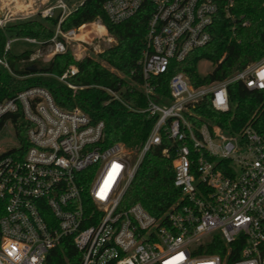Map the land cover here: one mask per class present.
Returning <instances> with one entry per match:
<instances>
[{
    "label": "built area",
    "instance_id": "obj_1",
    "mask_svg": "<svg viewBox=\"0 0 264 264\" xmlns=\"http://www.w3.org/2000/svg\"><path fill=\"white\" fill-rule=\"evenodd\" d=\"M236 1H104L103 10L115 25L150 11L139 61L143 78L136 84L147 107L137 112L157 121L136 149L106 146L104 122H91L81 109L59 107L46 89L0 101V131L12 124L20 141L19 147L0 149V264H49L52 252L68 239L80 264H264V134L253 124L233 135L216 125L193 124L201 120L195 107L208 98L216 111L230 110L231 85L264 93V58L199 87L174 73L166 102L153 83L212 41L221 14L230 22V40H237L239 29L251 23L234 12ZM75 9L55 0L38 13L58 18L49 41L54 55L66 53L73 41H84L76 36L87 25L61 29ZM30 17L2 12L0 29ZM107 34L106 29L97 37ZM16 40L42 46L31 38H8L5 54ZM0 67L10 70L5 57L0 56ZM77 73L71 67L59 80L76 90L68 79ZM107 92L122 102L118 93ZM18 114L25 142L17 134ZM158 149L172 160L173 185L180 193L160 216L126 200L141 165Z\"/></svg>",
    "mask_w": 264,
    "mask_h": 264
},
{
    "label": "trees",
    "instance_id": "obj_2",
    "mask_svg": "<svg viewBox=\"0 0 264 264\" xmlns=\"http://www.w3.org/2000/svg\"><path fill=\"white\" fill-rule=\"evenodd\" d=\"M105 0H84L73 13L66 18L61 29L68 31L84 25L100 22L115 39L100 58L119 75L102 67L99 61L86 57L78 62L71 53L57 54L48 63L32 60L34 50L12 55L5 54L8 38H31L42 43L46 51L50 49V39L57 27L58 18L31 19L27 22L7 24L5 31L0 29V56L5 57L10 70L0 67V101L16 96L28 89L43 88L52 95L56 105L64 109H81L91 122H104V144L122 143L127 149H136L145 142L156 124L157 117L138 113L147 107L145 95L136 88L142 82L139 61L144 49L146 27L150 11L142 10L129 21L111 24L103 10ZM264 0H237L234 12L251 23L240 28L237 40L231 38L230 22L220 15L215 21L213 39L205 47L189 54L185 62L176 64L167 75L154 78L162 102L169 99V79L174 73L185 74L195 87L220 82L233 76L246 65L264 58ZM201 61L214 65L211 74L202 76L198 72ZM78 67V73L68 82L75 86L69 88L59 80L70 65ZM107 89L118 93L121 101L114 99ZM230 110L218 112L210 98L199 103L194 114L201 118L193 124L201 127L203 123L216 125L228 134H235L253 124L264 134V93L250 91L240 83L228 88ZM18 125L17 134L25 142V129L21 114L14 117ZM171 159L161 156L160 149L153 151L141 165L137 176L126 193L129 204L140 203L153 215H162L180 198L173 185ZM71 239L58 246L49 258V264H80L81 256Z\"/></svg>",
    "mask_w": 264,
    "mask_h": 264
},
{
    "label": "rangeland",
    "instance_id": "obj_3",
    "mask_svg": "<svg viewBox=\"0 0 264 264\" xmlns=\"http://www.w3.org/2000/svg\"><path fill=\"white\" fill-rule=\"evenodd\" d=\"M63 1L71 9H73V8L80 6L84 0H63ZM2 12H4V11H0V15H2ZM30 12L26 11L25 13H21V14L18 13L15 15H17V16L26 15L27 16V15L32 14L33 17H30L27 19L15 20V21L9 22L8 24L17 23V22H25V21L27 22L28 20L35 19V18L40 19V20L43 19L38 14L39 12H35V13L32 11H30ZM107 33H108V31H107ZM97 35L98 34H96V33L88 35L87 38H85L83 42H80L78 40L73 41L72 43H70L68 45L67 53L68 52L71 53V55L73 56V59L76 62H78L82 59H85L86 57H92L96 61H99L102 64V67L110 69L112 72L117 73L119 75H123L122 73L117 72L116 70L111 68L108 64H106L105 61H103L100 58V55L102 53H104V51L107 48H109L110 45L112 46L114 43H116L115 39L109 33L105 36L104 39H99L97 37ZM76 39H79V38H76ZM109 39L111 41H109ZM39 47H40L39 50H37L38 47L36 45H32V44H29L26 42L16 40L13 42V45L11 48V54L12 55H20L23 52L34 50L36 52V54L33 55L32 60L36 59V60H40L43 63H48L53 58H55V55L51 53L50 49L46 51L45 49L42 48V46H39ZM259 61H257V62H259ZM253 63H255V62H253ZM71 67H76V69H78V67L75 64L70 65V67L68 69H70ZM213 70H214V65L212 62L201 61L198 65V72L202 76H206V75L211 74L213 72ZM190 83H191V81H190ZM19 142L20 141L18 140V138L15 135V130H14L12 124L7 125L3 130L0 131V149L9 150V149H12L15 147H19V145H20Z\"/></svg>",
    "mask_w": 264,
    "mask_h": 264
},
{
    "label": "crops",
    "instance_id": "obj_4",
    "mask_svg": "<svg viewBox=\"0 0 264 264\" xmlns=\"http://www.w3.org/2000/svg\"><path fill=\"white\" fill-rule=\"evenodd\" d=\"M54 2L55 0H0V11H10L13 14H21L26 11L35 13L46 9V7H49ZM37 47V50H39L40 47Z\"/></svg>",
    "mask_w": 264,
    "mask_h": 264
},
{
    "label": "bare ground",
    "instance_id": "obj_5",
    "mask_svg": "<svg viewBox=\"0 0 264 264\" xmlns=\"http://www.w3.org/2000/svg\"><path fill=\"white\" fill-rule=\"evenodd\" d=\"M93 33H96L98 35H104L106 33V29L97 23L90 24L82 27L80 29L79 34H77L76 38L84 40L85 38H87L88 35H91Z\"/></svg>",
    "mask_w": 264,
    "mask_h": 264
},
{
    "label": "snow or ice",
    "instance_id": "obj_6",
    "mask_svg": "<svg viewBox=\"0 0 264 264\" xmlns=\"http://www.w3.org/2000/svg\"><path fill=\"white\" fill-rule=\"evenodd\" d=\"M260 75H261L262 77H264V73H261ZM115 167H119V166H118V165H116Z\"/></svg>",
    "mask_w": 264,
    "mask_h": 264
}]
</instances>
